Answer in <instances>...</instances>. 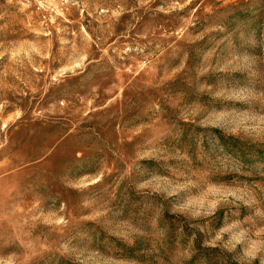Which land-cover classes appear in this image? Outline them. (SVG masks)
Segmentation results:
<instances>
[{"label":"rangeland","instance_id":"rangeland-1","mask_svg":"<svg viewBox=\"0 0 264 264\" xmlns=\"http://www.w3.org/2000/svg\"><path fill=\"white\" fill-rule=\"evenodd\" d=\"M0 264H264V0H0Z\"/></svg>","mask_w":264,"mask_h":264}]
</instances>
